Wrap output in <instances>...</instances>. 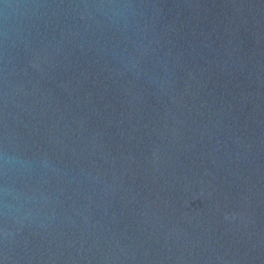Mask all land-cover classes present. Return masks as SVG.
<instances>
[{
  "label": "water",
  "instance_id": "1",
  "mask_svg": "<svg viewBox=\"0 0 264 264\" xmlns=\"http://www.w3.org/2000/svg\"><path fill=\"white\" fill-rule=\"evenodd\" d=\"M0 264H264V0H0Z\"/></svg>",
  "mask_w": 264,
  "mask_h": 264
},
{
  "label": "clouds",
  "instance_id": "2",
  "mask_svg": "<svg viewBox=\"0 0 264 264\" xmlns=\"http://www.w3.org/2000/svg\"><path fill=\"white\" fill-rule=\"evenodd\" d=\"M10 159V158H9Z\"/></svg>",
  "mask_w": 264,
  "mask_h": 264
}]
</instances>
